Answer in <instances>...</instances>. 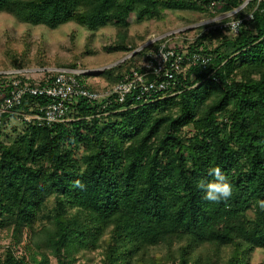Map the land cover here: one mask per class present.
Returning <instances> with one entry per match:
<instances>
[{"label": "trees", "instance_id": "trees-1", "mask_svg": "<svg viewBox=\"0 0 264 264\" xmlns=\"http://www.w3.org/2000/svg\"><path fill=\"white\" fill-rule=\"evenodd\" d=\"M214 1L228 11L245 0H0V12L49 28L112 25L109 51L126 53L135 48L132 15L209 12ZM237 17L233 37L203 27L185 51L209 60L148 101L128 97L102 107L80 98L64 121L21 119L22 131L0 140V229L12 240L0 264H49L50 256L57 264H92L96 251L100 264H250V252L264 249V0H249ZM23 40L18 51L6 41L13 68L29 62ZM149 47L79 78L103 76L112 85ZM45 102L26 93L16 110L31 114ZM11 117L3 116L0 137ZM217 166L233 194L211 203L198 184L212 180L209 169Z\"/></svg>", "mask_w": 264, "mask_h": 264}, {"label": "rangeland", "instance_id": "rangeland-1", "mask_svg": "<svg viewBox=\"0 0 264 264\" xmlns=\"http://www.w3.org/2000/svg\"><path fill=\"white\" fill-rule=\"evenodd\" d=\"M248 1L245 0L241 6L228 11L223 10L224 3L214 1L212 3L217 6V10L210 9L209 12L164 9L159 19L152 18L142 21H136L135 16L132 15L128 34L133 37L135 48L126 53L109 51V47L114 45L117 37V29L112 25L90 31L83 25L69 21L55 28H49L44 25L20 22L6 12H0V71L13 68L5 54L7 40H10L13 48L18 51L22 48L23 38L26 39L29 46V62L23 66L24 69L66 67L94 72L129 61L132 54L147 47L154 39L165 41L171 47L186 50L188 44L194 41L203 27L204 30H208L220 26L226 29L225 35L233 37L236 32L232 31L230 26L240 19L237 17V12L243 9ZM170 34L172 35L169 36ZM217 42V38H214L209 46L214 47ZM39 49L42 50L43 57H38ZM88 51L90 53H87ZM206 56L209 57L208 54ZM144 57L145 53L135 60V64L141 65ZM41 60L44 61V65L39 64ZM32 75L36 78L42 77L39 74ZM84 80L98 90L105 89L111 84L105 77L98 75H88L84 77ZM23 126L21 119L11 117L3 128L0 140H3L6 135L22 131ZM13 128L16 130L13 131ZM247 214L249 217L252 215L250 211ZM10 234L9 230L0 229V257L8 247L12 246ZM26 237L25 233L24 242ZM14 251L17 255L23 253L22 245L15 246ZM90 256L93 257L92 264H100L98 251ZM49 259V264H57L55 257L50 256ZM79 263L81 261L75 264ZM249 263L264 264V249L255 248L251 251ZM162 264H171V262L164 261Z\"/></svg>", "mask_w": 264, "mask_h": 264}, {"label": "built area", "instance_id": "built-area-1", "mask_svg": "<svg viewBox=\"0 0 264 264\" xmlns=\"http://www.w3.org/2000/svg\"><path fill=\"white\" fill-rule=\"evenodd\" d=\"M239 23V20L232 23L230 29L236 32ZM148 46L150 47L141 65L132 67L118 82L101 90L88 87V84L79 78L89 72L84 69L39 67L0 71V126L6 114L38 125H52L64 121L70 106L80 98L102 107L112 100L123 102L128 97L137 101L143 99L146 102L153 94L173 88L178 76L185 74L189 66L204 64L209 60L199 53L187 54L184 49L171 47L160 39L152 40ZM32 74L42 77L36 78ZM26 93L45 97L44 104L36 105L37 112L29 114L16 110Z\"/></svg>", "mask_w": 264, "mask_h": 264}, {"label": "clouds", "instance_id": "clouds-1", "mask_svg": "<svg viewBox=\"0 0 264 264\" xmlns=\"http://www.w3.org/2000/svg\"><path fill=\"white\" fill-rule=\"evenodd\" d=\"M209 175L213 177L210 181L201 180L198 187L204 191V199L211 203H220L231 198L233 188L231 183L221 171L220 167L209 169ZM77 186H82L80 181L76 182ZM261 208H264V201H259Z\"/></svg>", "mask_w": 264, "mask_h": 264}, {"label": "bare ground", "instance_id": "bare-ground-1", "mask_svg": "<svg viewBox=\"0 0 264 264\" xmlns=\"http://www.w3.org/2000/svg\"><path fill=\"white\" fill-rule=\"evenodd\" d=\"M101 70H103V69H101ZM101 70H99V71H101Z\"/></svg>", "mask_w": 264, "mask_h": 264}, {"label": "water", "instance_id": "water-1", "mask_svg": "<svg viewBox=\"0 0 264 264\" xmlns=\"http://www.w3.org/2000/svg\"><path fill=\"white\" fill-rule=\"evenodd\" d=\"M134 52H135V51H134ZM134 52H133V53H134Z\"/></svg>", "mask_w": 264, "mask_h": 264}]
</instances>
